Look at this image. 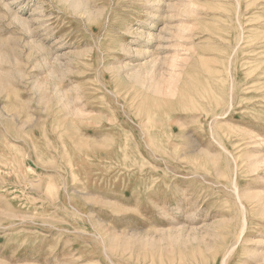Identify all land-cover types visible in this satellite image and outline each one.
<instances>
[{"label": "rangeland", "instance_id": "rangeland-1", "mask_svg": "<svg viewBox=\"0 0 264 264\" xmlns=\"http://www.w3.org/2000/svg\"><path fill=\"white\" fill-rule=\"evenodd\" d=\"M0 264H264V0H0Z\"/></svg>", "mask_w": 264, "mask_h": 264}, {"label": "bare ground", "instance_id": "bare-ground-1", "mask_svg": "<svg viewBox=\"0 0 264 264\" xmlns=\"http://www.w3.org/2000/svg\"><path fill=\"white\" fill-rule=\"evenodd\" d=\"M237 192H239V189H237ZM239 194V193H238ZM239 197H240V194H239ZM240 199V198H239ZM241 205L243 206V204L241 203ZM246 221V219H244V222ZM246 225V224H245ZM245 225H243V227H242V231H241V233H243L244 231H245V229H246V226Z\"/></svg>", "mask_w": 264, "mask_h": 264}]
</instances>
